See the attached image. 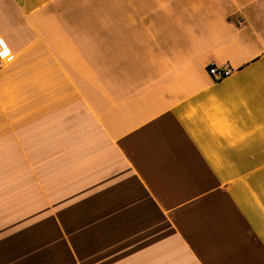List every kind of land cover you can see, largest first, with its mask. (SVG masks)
I'll return each mask as SVG.
<instances>
[{
    "label": "crops",
    "instance_id": "0c3cea01",
    "mask_svg": "<svg viewBox=\"0 0 264 264\" xmlns=\"http://www.w3.org/2000/svg\"><path fill=\"white\" fill-rule=\"evenodd\" d=\"M0 41V264H52L49 225L86 264H264V0H0Z\"/></svg>",
    "mask_w": 264,
    "mask_h": 264
},
{
    "label": "rangeland",
    "instance_id": "374dc122",
    "mask_svg": "<svg viewBox=\"0 0 264 264\" xmlns=\"http://www.w3.org/2000/svg\"><path fill=\"white\" fill-rule=\"evenodd\" d=\"M57 226H48V239L46 240V249L48 257L52 264H78V261L86 264L88 259L86 251V232L85 235L77 233L65 234L56 233ZM68 230L67 226H64ZM39 234V233H37Z\"/></svg>",
    "mask_w": 264,
    "mask_h": 264
},
{
    "label": "built area",
    "instance_id": "2783aa9c",
    "mask_svg": "<svg viewBox=\"0 0 264 264\" xmlns=\"http://www.w3.org/2000/svg\"><path fill=\"white\" fill-rule=\"evenodd\" d=\"M12 57V52L7 44L0 41V68L3 67L6 62ZM232 71L229 68L220 69L216 66H211L209 74L217 81L223 80L230 76Z\"/></svg>",
    "mask_w": 264,
    "mask_h": 264
}]
</instances>
